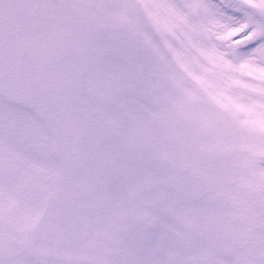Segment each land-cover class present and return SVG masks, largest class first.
Segmentation results:
<instances>
[{
  "label": "snow or ice",
  "instance_id": "6c2138e0",
  "mask_svg": "<svg viewBox=\"0 0 264 264\" xmlns=\"http://www.w3.org/2000/svg\"><path fill=\"white\" fill-rule=\"evenodd\" d=\"M0 264H264V0H0Z\"/></svg>",
  "mask_w": 264,
  "mask_h": 264
}]
</instances>
